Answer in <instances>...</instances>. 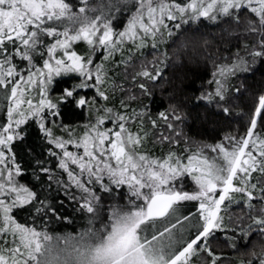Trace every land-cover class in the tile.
Returning a JSON list of instances; mask_svg holds the SVG:
<instances>
[{
    "label": "snow or ice",
    "instance_id": "snow-or-ice-1",
    "mask_svg": "<svg viewBox=\"0 0 264 264\" xmlns=\"http://www.w3.org/2000/svg\"><path fill=\"white\" fill-rule=\"evenodd\" d=\"M261 69L264 0H0V264H264Z\"/></svg>",
    "mask_w": 264,
    "mask_h": 264
},
{
    "label": "trees",
    "instance_id": "trees-1",
    "mask_svg": "<svg viewBox=\"0 0 264 264\" xmlns=\"http://www.w3.org/2000/svg\"><path fill=\"white\" fill-rule=\"evenodd\" d=\"M212 71L211 65L205 66L203 60L199 62L184 61L182 66L169 67L166 69V77L171 78L174 84L182 86L185 91L189 94L195 92L201 85L202 82L209 80L210 73ZM261 71H257L255 75H249L246 81L249 88V93L245 95H250L251 92L264 87V78H262ZM167 104L166 97H162L159 91L157 92L156 103L154 106V111L156 108H163ZM197 113L199 118H197ZM215 118L212 117L208 112L200 108L196 112L192 113L189 119V124L186 127V131L194 139L205 140L211 142L214 138H218L221 134L223 125L214 124L212 121ZM52 229L58 232L73 231L74 227L70 224H54L50 226ZM256 250L258 251L264 241L256 240L253 242ZM243 251V249H242Z\"/></svg>",
    "mask_w": 264,
    "mask_h": 264
}]
</instances>
